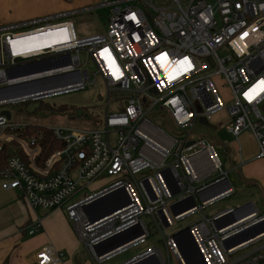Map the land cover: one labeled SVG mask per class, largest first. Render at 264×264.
I'll list each match as a JSON object with an SVG mask.
<instances>
[{
  "label": "built area",
  "instance_id": "1",
  "mask_svg": "<svg viewBox=\"0 0 264 264\" xmlns=\"http://www.w3.org/2000/svg\"><path fill=\"white\" fill-rule=\"evenodd\" d=\"M104 4L113 7L106 31L88 38H78L70 22L0 29V107L28 106L84 91L97 78L108 88L101 127L49 128L62 148L41 165L39 139L20 137L28 125L13 124L12 115L8 119L0 114V152L7 143H17L22 150L0 172L3 189L20 191L35 211L64 209L96 264L150 239L144 218L159 233L168 260L155 247L134 259L154 257L158 264H171L172 257L177 264H264V231L238 246L225 247L226 240L246 226L258 224L264 230V215L252 204L246 207L247 211L251 207V215L233 224L226 225L224 218L237 216V208L213 218L203 216L174 235L167 233L235 193L218 147L204 137H193L202 120L216 130L224 126L235 139L250 133L258 158L264 159V91L258 87L264 81V0ZM40 24L45 25L32 28ZM51 32L61 39L41 51L28 55L18 47L19 37ZM162 56L167 57L163 63L158 59ZM184 60L190 68L181 65ZM87 63L95 67L93 81L84 70ZM253 88L257 93L250 100L247 94ZM115 93L127 97L116 99L112 113L110 98ZM157 111L166 115L168 131L149 118L153 114L159 118ZM99 181L103 183L99 188L89 189ZM85 183L89 191H84ZM106 193L100 214L105 209L117 211L93 222L89 204ZM42 228L38 217L29 234ZM36 259L38 264H61L65 256L47 247Z\"/></svg>",
  "mask_w": 264,
  "mask_h": 264
},
{
  "label": "crops",
  "instance_id": "2",
  "mask_svg": "<svg viewBox=\"0 0 264 264\" xmlns=\"http://www.w3.org/2000/svg\"><path fill=\"white\" fill-rule=\"evenodd\" d=\"M103 6L109 7L105 4ZM100 7V0H0V29L63 20L62 22L72 23L76 33L73 20L68 19L86 11H96ZM102 33L98 31L92 36ZM40 68L38 71L42 72L43 69ZM77 77V74L72 75V81H75ZM200 125L206 127L202 122ZM210 130L216 133L220 131L216 130V127ZM198 137L208 139L203 135ZM243 137L252 142V148L245 153L241 142ZM208 140L214 142L217 147L220 144L219 141ZM235 141L234 146L226 145L218 148L220 155L228 158L229 170L226 172L232 187L234 188V185L230 180V173L233 172L243 186L264 192V159L258 158L259 149L256 141L250 133H243ZM249 204L254 206L259 215H264L259 212L255 202ZM249 209L251 210V207L248 208V212ZM38 217L43 220V228L39 233L30 235V226ZM47 247L65 256L61 264H96L77 238L64 209L32 210L20 191L4 190L0 180V264H38L37 254ZM154 247H147L117 264H126Z\"/></svg>",
  "mask_w": 264,
  "mask_h": 264
},
{
  "label": "rangeland",
  "instance_id": "3",
  "mask_svg": "<svg viewBox=\"0 0 264 264\" xmlns=\"http://www.w3.org/2000/svg\"><path fill=\"white\" fill-rule=\"evenodd\" d=\"M104 1L100 0V8L96 11H86L83 13L78 14L76 17L69 18L68 20H73L76 34L78 38H86L90 37L94 34L99 32H105L109 17L111 15V12L113 10V7H104L103 4ZM61 21H51L53 24H56ZM45 24H40L37 26H34L32 28H38L40 26H43ZM30 28V29H32ZM20 31V30H19ZM15 32V31H13ZM81 60L82 63L85 64L86 62V55L85 52H81ZM84 70H87L89 74L92 76V81L94 80V73H95V67L92 63H87L84 66ZM127 97L125 93H115L111 95L110 103L111 106L109 108V112H116V99L117 98H123ZM107 102H108V88L105 84V82L97 78V80L90 84L88 88L84 91L72 93L65 96L55 97L51 99H46L41 102L42 108L38 109L35 113L30 114L27 111V105L25 104H18V105H8L4 107H0V114L3 111H9L12 115L11 122L13 124H20V125H34V126H42V127H66L70 129H87V130H97L101 127L102 122L104 121V118L107 113ZM41 107V106H40ZM64 109V110H62ZM76 111L77 109L81 110L84 109L86 114L90 117L89 120L85 118H77L76 114L73 112H70V110ZM69 110V111H68ZM157 116L159 118H154V114L150 115L149 118L153 121L154 124L158 125L165 131L169 130V127L167 126V120L166 115L163 112L157 111ZM225 113L222 114L218 119L217 117L214 118V121L219 120L220 118L224 117ZM219 133H216L200 124H197L195 129L193 130V137L198 136H205L208 139H211L212 141H219L218 148H221L223 146H234L235 144V138L230 135L224 126L220 127ZM241 142L243 143V149L244 153L246 150H250L252 142L249 141L248 138L243 137ZM8 147L11 150L17 149L21 146L18 145V147H15L12 143H7ZM222 163L224 165V170H229L228 165V158L225 155L221 156ZM230 180L232 181L234 188H235V194L220 203H217L213 207H210L204 211L202 214H198L195 217H190L186 219L185 221L176 224L174 228L168 229L167 233L168 235H174L175 233L186 229L188 226L192 225L193 222L197 220L203 219V216L208 218H213L217 214H219L222 211H225L230 208H239L243 205H246L250 202H255L258 210L260 213L264 214V192L260 190H254L249 189L245 186H243L237 179L235 173H230ZM103 183L97 182L93 183L89 186V189H97L99 186H101ZM86 183L83 184L84 191H89L88 188H86ZM144 221L147 223L152 237L148 239L146 244L136 247L126 253L120 254L114 259H111L107 261L104 264H117L120 262H123L133 255L143 251L147 247L155 246L159 250L163 252V255L168 260L167 251L164 246V243L160 240V235L156 231H154V227L151 226V223L148 218H144ZM171 264H177L176 260L172 257L171 258Z\"/></svg>",
  "mask_w": 264,
  "mask_h": 264
},
{
  "label": "water",
  "instance_id": "4",
  "mask_svg": "<svg viewBox=\"0 0 264 264\" xmlns=\"http://www.w3.org/2000/svg\"><path fill=\"white\" fill-rule=\"evenodd\" d=\"M45 70H48V69H45ZM40 106H41L40 102L30 104L27 106V111L30 114H33L40 108ZM1 115L7 117L8 119H11V113L9 111H3L1 113ZM76 117L77 118H85L87 120L90 119V117L87 114H85V112L83 110L77 111ZM201 122L206 127L210 128V129H215L214 126L208 124L205 120H202ZM108 196H109L108 193H106L102 196L99 195L89 204L90 211H94V215L93 214L89 215V217L91 216L90 218L93 222H96V221L110 215L111 213L117 211V209H105L100 214V207L103 206L102 204H104L106 202V199ZM247 206H248V204L244 205L240 208H237L236 212L239 210L238 215L234 216L231 220H229V219L232 216H230V217L228 215H227V217L225 216L226 218H224V219H226L228 222V223H226V225L233 224V223L251 215L250 212L246 211ZM263 231L264 230L259 229L258 224L246 226L242 230L231 235L230 238L226 240L225 247L227 249H230L232 247L238 246V245L245 243V242L255 238L256 236L260 235ZM97 254H98V256H100V251L97 250ZM127 264H158V262L154 259V257L153 258L152 257H143V258L132 259Z\"/></svg>",
  "mask_w": 264,
  "mask_h": 264
},
{
  "label": "trees",
  "instance_id": "5",
  "mask_svg": "<svg viewBox=\"0 0 264 264\" xmlns=\"http://www.w3.org/2000/svg\"><path fill=\"white\" fill-rule=\"evenodd\" d=\"M41 108L42 105L40 109ZM73 111L74 110H70V112ZM20 137L23 139H30L32 137L39 139V146L41 148V153L37 158V163L39 165L43 164L56 150H60L62 148L61 144H59L55 140L54 136L52 135V132L47 127L28 125L27 129L25 131H22ZM12 144L15 147H18L17 143ZM15 155H22V150L19 148L11 150L8 147V144H6L3 152H0V172L7 170L8 159Z\"/></svg>",
  "mask_w": 264,
  "mask_h": 264
},
{
  "label": "bare ground",
  "instance_id": "6",
  "mask_svg": "<svg viewBox=\"0 0 264 264\" xmlns=\"http://www.w3.org/2000/svg\"><path fill=\"white\" fill-rule=\"evenodd\" d=\"M37 35L30 34L23 37H19L21 40L19 41L18 47L22 50L26 51L28 55H32L34 52L41 51L43 47L52 45V43H56L59 39H61L59 33L56 34L54 32L39 34Z\"/></svg>",
  "mask_w": 264,
  "mask_h": 264
},
{
  "label": "snow or ice",
  "instance_id": "7",
  "mask_svg": "<svg viewBox=\"0 0 264 264\" xmlns=\"http://www.w3.org/2000/svg\"><path fill=\"white\" fill-rule=\"evenodd\" d=\"M104 51H105V53H107V50H104ZM158 59H159V61H160L161 63H163L164 61L167 60V57H166V56H162V57H159ZM180 63H181V65H187L189 68L191 67L190 63H189L187 60L181 61ZM185 70H187V69H185ZM170 78L174 79L175 77H170ZM258 87H259L260 91H264V81H262V82H261V85L258 86ZM256 93H257V88H253V89L247 94V95H248V98H249L250 100L253 99V98H254V95H255Z\"/></svg>",
  "mask_w": 264,
  "mask_h": 264
},
{
  "label": "flooded vegetation",
  "instance_id": "8",
  "mask_svg": "<svg viewBox=\"0 0 264 264\" xmlns=\"http://www.w3.org/2000/svg\"><path fill=\"white\" fill-rule=\"evenodd\" d=\"M77 111H79V110L73 111V113H75V114H76V113H77Z\"/></svg>",
  "mask_w": 264,
  "mask_h": 264
}]
</instances>
